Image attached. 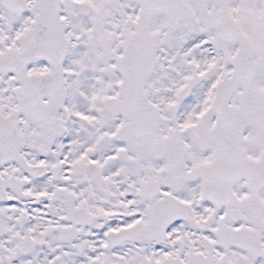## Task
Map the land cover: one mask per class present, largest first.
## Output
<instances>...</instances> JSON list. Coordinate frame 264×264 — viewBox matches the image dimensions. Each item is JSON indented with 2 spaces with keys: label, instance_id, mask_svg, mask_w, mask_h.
Returning <instances> with one entry per match:
<instances>
[{
  "label": "snow or ice",
  "instance_id": "snow-or-ice-1",
  "mask_svg": "<svg viewBox=\"0 0 264 264\" xmlns=\"http://www.w3.org/2000/svg\"><path fill=\"white\" fill-rule=\"evenodd\" d=\"M0 264H264V0H0Z\"/></svg>",
  "mask_w": 264,
  "mask_h": 264
}]
</instances>
